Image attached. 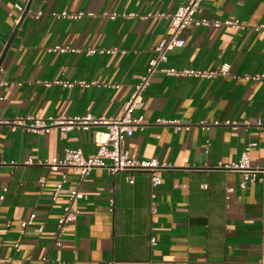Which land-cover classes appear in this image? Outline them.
Instances as JSON below:
<instances>
[{
  "label": "crops",
  "instance_id": "obj_1",
  "mask_svg": "<svg viewBox=\"0 0 264 264\" xmlns=\"http://www.w3.org/2000/svg\"><path fill=\"white\" fill-rule=\"evenodd\" d=\"M187 1L0 0V58L8 46L0 63V119L119 116L154 48L171 34L166 16ZM63 13L83 16L56 17ZM196 18L245 28L189 27L181 34L185 45L169 51L161 67H226L227 75L155 74L134 114L145 124L122 142L132 159L176 170L161 173L157 187L148 172L93 170L84 198L73 205L79 215L58 244L57 221L78 175L23 163L77 149L91 158L92 130L33 134L0 125V264H264V181L242 189L240 174L215 170L237 162L247 147L251 164L264 166V78L255 79L264 76V32L254 31L264 25V0H205ZM110 49L123 54L98 52ZM80 81L95 85L52 84ZM63 175L66 184L54 197ZM228 188L234 192L226 198ZM32 215L15 251L20 225Z\"/></svg>",
  "mask_w": 264,
  "mask_h": 264
},
{
  "label": "built area",
  "instance_id": "obj_2",
  "mask_svg": "<svg viewBox=\"0 0 264 264\" xmlns=\"http://www.w3.org/2000/svg\"><path fill=\"white\" fill-rule=\"evenodd\" d=\"M205 0H188L185 4L177 8V10L166 17L170 21L171 34L167 39L162 40L155 48V56L149 60L145 73L134 85L133 92L124 104L122 112L115 118L108 117H96L91 114L83 116H75L69 118L61 117H30L26 119L18 118L14 120L0 119V125H7L12 128L19 127L23 130L31 132L33 134H42L52 128H56L61 132H65L71 129L77 130H92V140L97 146L96 154L91 158H85L81 150H68L62 158L51 159H37L33 161L31 159L26 160L23 165L32 166L37 165L45 167L51 172L58 170H69L78 175V181L74 189L69 192L66 204L62 209V214L57 221V231L55 242L58 244V236L64 232L67 224L75 222L79 211L73 209L75 201L84 198L82 186L85 180L89 177L90 173L95 169H104L110 172L112 176L118 173H136V172H148L150 174V182L153 187H157L161 183L160 174L163 172L175 171L172 165L167 163H160L156 160L151 161H137L129 156L128 151L122 148V142L125 137L131 136L134 128L141 127L145 124L143 115L139 114L134 116L135 112L140 110L143 105L144 93L149 86L150 80L157 73L164 74L165 76L172 78H194V79H212L216 76L227 75V68L223 67L218 72H206L192 69L176 70L174 68H162L161 65L166 62L167 54L169 51L175 48H181L185 45V41L181 38L182 32L189 28H208L217 29L221 27H230L232 29H244L238 22L232 21H217L207 20L204 18H196V13L199 6ZM19 11L21 8L17 7ZM91 15V14H89ZM82 14L76 16H70L66 13L56 17L63 18H80ZM92 16V15H91ZM117 15L111 14L110 19H114ZM131 16V15H130ZM158 17H165L162 14H156ZM126 17V16H124ZM254 31L264 32V25H260L254 28ZM54 51L61 53H71L74 50L68 48H54ZM96 50H89L88 54L96 53ZM102 54H123L118 49L100 50ZM264 78V76H256L255 79ZM5 82L0 78V86H3ZM52 84L60 85L64 88H72L75 85L81 87H87L89 85H95V83L88 84L86 82H53ZM46 83V86L52 85ZM157 124L176 125L177 122L158 121ZM217 125V123H214ZM236 126L237 123L232 124ZM180 129V127L178 126ZM215 170L224 171L227 173H238L241 175L242 180L239 183V187L244 189L248 184L264 181V166H253L249 159V147H247L241 154L237 162L221 165L219 164ZM127 182L133 184V177L129 175ZM66 184V176L61 177L60 183L55 187L54 197H56L63 185ZM234 192V189H226V198ZM152 197H155L152 195ZM3 199L0 196V201ZM152 211H155L154 205H152ZM34 215L30 216L29 220L21 223L20 232L17 240L14 243L15 251L19 250L20 242L24 236L25 228L32 223ZM39 229V233H41ZM262 245H264V235H262ZM108 264H114L113 261Z\"/></svg>",
  "mask_w": 264,
  "mask_h": 264
},
{
  "label": "water",
  "instance_id": "obj_3",
  "mask_svg": "<svg viewBox=\"0 0 264 264\" xmlns=\"http://www.w3.org/2000/svg\"><path fill=\"white\" fill-rule=\"evenodd\" d=\"M16 30H17V27L14 29V32H13V35L16 33ZM11 39H12V37H11ZM10 39V40H11ZM9 45V44H8ZM8 47V46H7ZM7 47H6V49H7ZM6 49L4 50V52H3V54H2V56H1V58H0V63H1V60H2V58H3V56H4V54H5V52H6Z\"/></svg>",
  "mask_w": 264,
  "mask_h": 264
}]
</instances>
